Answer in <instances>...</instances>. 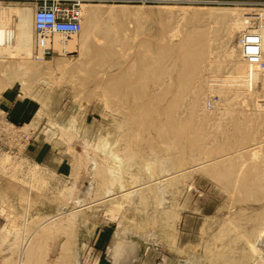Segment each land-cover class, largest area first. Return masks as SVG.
Segmentation results:
<instances>
[{
    "label": "rangeland",
    "instance_id": "1",
    "mask_svg": "<svg viewBox=\"0 0 264 264\" xmlns=\"http://www.w3.org/2000/svg\"><path fill=\"white\" fill-rule=\"evenodd\" d=\"M151 1L145 5L138 2L131 4L126 0H92L84 3L103 10V16L98 20L97 26L92 27L84 19L83 31H88L89 42L93 46V51L89 55H83L81 52L67 53L69 55L54 52L51 58L37 59L35 57L37 33L34 30L32 57L27 58V54L19 51L10 56H0V252L6 249L5 252L11 254L10 262L7 264L18 263L20 245L29 238L32 232L30 230L45 222L50 223L51 219L56 223L70 214V211L76 212L81 209L83 211L79 212L77 218L75 217L76 220H72L64 233L55 235L54 241L58 240L62 245L69 242L70 254L77 252L84 264H112L109 262L112 241L120 225L134 231L145 230L149 239H152L150 241L147 237L148 240L144 241L135 238L134 235L128 236L141 244L140 261L135 264H252L254 256L251 257L249 253L243 252L240 235L247 233L255 242L260 231L264 229V190H262L264 176L260 175L264 174L262 167L264 166L262 164L264 163V113L257 107L258 104H263L260 102L263 100V93L246 98V102L234 101L231 103V109L225 110L222 117L220 112L209 103L206 105V115L210 114L211 117L202 116L191 107L188 110L184 106L183 108L187 109L180 110L185 114L187 110L189 112L187 115L182 114L186 116L184 121L187 126L194 128L197 123L195 128L200 129L199 134L206 135L204 138H207L205 143L203 142L204 146L208 147L207 150L203 149L201 158L200 154L198 155L199 160L195 156V149L190 151L189 155L192 159L188 161L189 164H198L200 159L204 158L202 153H206L203 155L206 160H211L242 150L241 153L246 156L245 160L238 158L236 162L235 158L233 166L228 167L225 165L232 162L221 165L219 163L217 164L219 171L221 170L219 173L211 171L209 167L192 172L189 176L178 179L177 183H168L170 186L166 184L164 194L158 192L159 196L162 195L164 198L162 205H158L157 201L160 200L158 195V198L152 197L146 204H137L127 198H118V205L114 202H106L107 199L104 200L108 189L112 191V197L119 190L117 186L106 185L109 174H101L102 162L109 164L110 160L107 161L106 157L110 152L115 150L114 153L118 154L119 149H125L127 144L124 145V140L127 139L125 136H128L127 129L121 122L124 121L125 114V110L122 109L124 105L120 104L121 97L115 99L116 95L111 92L112 81L116 76L110 57L115 46L111 43L116 42L117 52L125 54L127 59L123 65L125 67L122 66L118 75L126 68H134L135 70H132L134 73L132 79H134L140 70L138 64L140 56H154L157 50L176 47L182 44L185 38L187 39L194 26H197L195 13H206L211 9L220 11L240 9L239 11L248 12L251 11L250 5H242V3L264 2V0ZM10 2L4 3L7 6L28 7L34 13L31 3L20 1L16 4L18 2L13 1L11 4ZM236 3L241 5L236 6ZM112 8L113 16L110 14ZM9 21L11 26L14 21ZM213 30L199 34V37L211 40L212 45L215 44L217 52L214 67L208 72L202 67L206 65V58L210 52L207 53L206 50L196 70L188 68L190 72L188 74L191 76H188L189 80H185L188 91L179 96L181 105L186 104L188 94L190 95V92L192 93L197 87V93H200L202 100H204L203 95H207L208 101L210 99L217 101L218 98L212 96L210 91L203 87V78L207 73L220 79L236 73L235 65L228 63V55L236 51L237 60H240L239 40L242 32L230 39L225 31L227 23L213 25ZM174 34L179 38L172 41ZM51 37L54 36L51 35L49 38ZM75 40L81 42L83 37L80 34ZM100 50L104 53L103 59L95 56ZM28 66L29 70H26ZM197 80L201 82L198 83ZM228 80L219 81L228 84ZM198 120L201 123H198ZM218 123L224 134L223 139L218 126V130L214 127ZM121 125L123 129H120ZM213 127L216 130L212 133ZM237 133L241 135L237 137ZM215 135L218 138H215ZM246 136H249L248 139H245ZM252 139H255L254 142ZM212 140L217 142L213 143ZM104 141L108 144L106 150L102 146L106 143ZM230 142L234 144L232 148ZM259 143L262 145L255 146ZM174 145L173 147L177 148ZM169 148L162 147V150L171 153ZM255 148L259 150L256 151ZM156 149L155 154L160 148ZM248 149H254L255 153H260V150L262 152L257 154L259 158L253 159V150ZM226 150L228 153L225 152ZM119 154L126 155L123 150ZM157 155L159 159L151 162L154 167H149L156 172L152 176L162 178V175L171 172L164 174L170 168L172 172L175 171L171 167L172 159H169L166 165L164 163L166 160L161 162L160 155ZM103 158L105 161L102 160ZM174 159L178 160L175 157ZM240 162L244 166L242 163L240 165ZM160 163L162 165L164 163V167L167 166L169 170L161 172L164 167H161ZM124 164L129 165V163ZM145 164L147 165V158L142 159L141 167L136 165L137 169L135 167H130L132 170L126 169V165H122V171L118 170V173L128 175L127 173L132 171L130 174L134 177H141L140 181L135 178L139 181H135L137 183L130 182V179L126 181L123 177L124 183L130 185L129 187L139 185L141 181L146 183L153 179L148 177L150 176V172H147L148 168L142 169ZM257 164H259L258 170L262 171L259 175H254L251 170ZM158 172L160 175L157 174ZM88 187L92 189H89L88 195L83 198V193ZM80 200L81 203H78ZM63 207L65 210L61 211ZM257 216L262 217L261 221L256 223L253 218ZM221 230L225 232L220 238ZM21 237L24 239L23 242ZM16 238H18L17 243L14 242L9 252L8 245L5 244L4 248L2 242L9 243ZM238 240L241 242L239 243ZM250 258L251 262L248 260Z\"/></svg>",
    "mask_w": 264,
    "mask_h": 264
},
{
    "label": "bare ground",
    "instance_id": "2",
    "mask_svg": "<svg viewBox=\"0 0 264 264\" xmlns=\"http://www.w3.org/2000/svg\"><path fill=\"white\" fill-rule=\"evenodd\" d=\"M17 1H15V2H17ZM4 2L7 3L8 1L0 0V56H2V57L10 56L14 53H18V51H19V52H24L25 54H27L26 57L30 58V57H32V46L34 45V42H35L34 37H33L34 30L37 33V30L35 28V21H34V15L36 12L35 3L34 2H28V3H31L33 5V8H34V13H33V10L31 8L24 7V6L23 7H17L18 5L16 7H13L11 5L7 6L6 3H4ZM10 3L12 4V2H10ZM214 3H218V2H214ZM251 3H254V2H251ZM245 4H247V2L242 3V5H245ZM235 5L238 6L241 4L236 3ZM248 5H250L249 8H251L250 9L251 11H248V12L239 11L240 9L239 10L238 9L232 10V11H225V10L220 11V10H216V9H211L209 12H206V13H202V12L201 13L199 12V14L195 13V14H197L196 15L197 26H194L195 28L188 35L187 39L185 38V41L182 44H179L178 46L176 45V47L161 48V49L157 50L156 55H154V56H150V57L140 56L139 63H138V64H140L139 65L140 70L138 71V73H136L137 77L134 79H132L133 78L132 77V73H133L132 70H135L134 68H131V69L126 68L125 71H123V73L118 75V73L122 69V66L125 65V63L127 62V59H126L125 54H121V53L117 52L118 50L116 47V42L111 43L112 45L115 46V49H113L110 53V57L112 59L113 72L116 74L114 80L112 81L111 92L116 95L117 98H115V99H119L121 97L120 104L124 105V106L122 105L123 106L122 109L125 110L124 121H121V122H123V125L125 126L124 128L127 129L126 133L128 132V136H125V139L127 138L126 140H124L122 138L124 140V145L127 144L126 145L127 147L125 149L122 148L123 152H125L126 155L121 156L119 153L122 150H120V149H119L118 154L114 153L115 150L111 149V151L112 150L113 151L110 152L109 156L108 157L104 156V158L106 157L107 161H109V160L111 161V164L109 161L110 166L107 167V165H109V164H104V162L101 161L102 162V165L100 168L101 174L108 173L109 176L111 177V178H109V176H108L109 180H107L106 185L107 186L110 185L112 187L117 186L118 190H119L114 195V197H112L113 196V195H111L112 191H110V189H108L106 191L107 196L104 197V200L107 199V200H105L106 202H114L115 204L118 205V203H117L118 198H127V199H130L131 201H133L137 204H146V203H148V201L152 197L158 198V196H159L158 192L159 191L161 192L160 194H162V193L164 194V191H165L164 186L166 187V184L169 185L168 183L173 184L178 179H181L183 177L185 178V177L189 176V174L192 172L204 170V169H207L209 167H210L209 169L211 171H213V172L217 171V173H219V172H221V170L219 171V169H218L219 165H221L223 163H227V162H229V163L232 162L231 164H228V165L226 164L225 166H227V167L233 166V161H234L233 159L236 158L235 161L237 162L238 158L241 160V159H244L246 157L245 155H243V153H241L243 150L241 152L236 151L235 153H228L226 150L225 152H227L228 154H224V155L217 157V155H219V153H215V154H217L216 155L217 158H215V159L213 158L211 160H206L207 158H205V156H203L204 154L206 155V153H204V154L202 153V157H204V158L200 159V162L198 164H195V165L189 164L188 161H190L192 159V156L189 155L190 151L195 149L194 150V151H196L195 156H196L197 160H199L198 158L201 156V152L204 151L203 149L206 148L204 146L203 142L206 141L205 139H207V138H204L206 135L202 136L201 134H199L200 129H198L197 127L195 128V126L198 125L197 123L194 126V128L187 126V124L184 121L185 120L184 118L186 116L184 117V115H182V114H185V112H182V111L185 107H187L188 110H190V107H191L194 110L198 111L199 112L198 114L205 116L206 115V105L209 103L211 107H214L215 110L220 112V116L222 117V115L225 114V110L231 109V103H233L234 101H238V100L245 101V99L248 97H254L257 94L263 93V100L260 101L263 104H258L257 107L260 111H262L264 113V109H261L264 107V10L253 9L254 4H248ZM248 5H246V6H248ZM111 10L112 11H110V14H111V16H113L114 10H113V8ZM185 10L186 9H184L183 11L185 12ZM81 14H82V25L84 23V19H86L89 22V24L93 27V26H97L98 20L101 19V17L103 16V10H101L99 7H93L92 5L82 4ZM171 14H173V13H171ZM252 15H253V17L255 15L259 16V18H258L259 21H255L254 19H251V18H253ZM9 20L14 21V23L11 26H10ZM224 23H227V30H225V31H227V34L230 37V39L234 38L237 35V33L242 32L241 38L239 40V48H240V52H241V53L239 52L240 60H237L236 51H232L228 55V57H229L228 63L235 65L236 73H232V75L225 77V78L221 77L224 79V81H226V79H229L228 84L221 83L223 81L220 82L219 80H223V79L217 78V76L216 77L209 76V75H207L208 73L206 74L205 78H203V80H202L204 82L203 87L208 89L212 96L213 95L216 96V98H218L217 101H215L214 99H210L208 101L209 96H207V95H203L204 100H202V96L200 97V93H197L198 87L197 88L195 87L196 90H193V91L191 90L192 93L190 92V95L188 94V96H187L188 98H186L187 101L186 100H185L186 102L184 101L186 104L181 105L179 96H180V94H182V93L184 94L186 91H188V84L185 82V80H189V77L191 76L190 74H188V73H190V72H188V68L191 67V68L196 70L198 62L205 55L206 50H207V53L209 51L210 52L206 58V63H205L206 65L204 66L203 65L204 63L202 64L203 69H205V71H207V72L211 71L214 67L215 62H216L215 59H216V52L217 51H216L215 44L212 45V43H211L212 41L206 40L204 37L200 38L199 34L201 35V34H204L205 32H208V31H214L213 25L224 24ZM207 24H209V25L207 26ZM192 27H191V29H192ZM95 29H94V31H95ZM249 32L251 33V35H257L260 37L261 60H260L259 64H252L251 62H249L246 59V57L244 55V45L242 44V41L244 39V36ZM80 34L83 37V40L81 42H77V40H75V38L80 36ZM80 34H78V36H74L71 38H65V37H61V36L55 34V35H53L54 36L53 38L52 37L49 38L51 35H42V34L37 33L36 42H35V48H36L35 57L38 59V56L43 55L44 50H46L47 48L53 50V52L65 53V55L67 53L74 54L75 52H81L83 55L91 54L93 51L92 50L93 46L89 42L90 35H89L88 31L87 32L83 31V27H82V31ZM178 38H179V36L175 35V36H172L171 40L175 41L176 39L178 40ZM169 44H171V43H169ZM224 53H226V52H224ZM67 55H69V54H67ZM95 56L103 59L104 53L100 50V51L95 53ZM45 59H48V58H45ZM137 61H138V59H137ZM123 67H125V66H123ZM139 67H138V69H139ZM18 70H19V68H18ZM26 70H29V66ZM205 71L202 70L203 73ZM202 74H200L201 77H202ZM200 82L201 81H198V83H200ZM196 86H198V84ZM244 104H246V103H244ZM186 109H184V110H186ZM180 110H182V111H180ZM188 110L186 111L185 115H187ZM258 113H259V111H258ZM180 114L182 116H180ZM206 116L211 117L210 114L206 115ZM225 118H227V117H225ZM219 120H221V119L219 118ZM258 120H260V117ZM258 120H257V123H258ZM202 121H204V120H202ZM213 121H212V123H214ZM189 122H190V120H189ZM199 122L200 121L198 120V123ZM205 122H206V120H205ZM216 122H218V121H216ZM231 122H230V124H232ZM212 123H210V126ZM220 124H222V123H220ZM230 124L228 126H230ZM123 125H121L120 129H123L122 128ZM241 125H242V123H241ZM207 126H209V125L207 124ZM217 126H218L219 130H218ZM238 126L239 125H237V127ZM214 127H216V129L219 131V133L221 132L220 134L222 135V139H223L224 134L222 133V129L220 128L221 126L219 127V123L215 124ZM214 127H213V131L211 130L212 133L216 130ZM206 128H209V127H206ZM259 128H260V126H259ZM126 129H124V130H126ZM206 130L209 131L208 129H206ZM228 130H227V132H228ZM230 130H232V129H230ZM211 131H210V133H211ZM239 131H241V129ZM126 133H124V135ZM203 134H204V131H203ZM211 134H209V135H211ZM214 134H216V133H214ZM229 135H231V134H229ZM238 135H241V134L237 133L236 136L238 137ZM216 136L217 135H215V138H218ZM247 137H249V136H246L245 139H248ZM118 138H120V137H118ZM215 138H212V139H215ZM219 140H221L220 136H219ZM254 140H253V142H254ZM125 141H126V143H125ZM234 141L235 140H233V142ZM104 142H106V141H104ZM214 142H217V141L214 140L213 143ZM222 142H223V140H222ZM231 142H230V144H231ZM234 143H236V141ZM261 143L256 144L255 146H261L263 144V143L262 144ZM117 144L119 145V143H117ZM174 144L177 146V148L173 147ZM87 145H89V144H87ZM232 145H234V144L232 143L230 145V147ZM102 146L106 150L107 149L106 147H108L107 142L104 143ZM170 146H171V148H169ZM157 147L160 148V150H158L157 153L155 154ZM162 147L163 148H165V147L169 148L171 150V153H169V152L165 153L164 150H162ZM207 148H206V150H207ZM236 148H238V147H236ZM257 148H255V150ZM230 149H228V151ZM246 150H247V148H246ZM252 150H253V153H252L253 159H257V157L259 156V155L257 156V154H260L262 152V150H260L261 151L260 153H255V150L254 149H252ZM252 150H249V151H252ZM258 150H256V151H258ZM216 151L219 152L218 150H216ZM230 151H232V150H230ZM105 152L106 151H104V154H105ZM207 152L209 153V151H207ZM146 154H148V155H146ZM157 154L160 155L161 162H163L164 160L167 161V162L164 161L165 164L168 163L169 159H172L173 166L171 164V167H173L174 168L173 170H175V171L172 172L171 168L169 170V168L167 166L164 167L165 166L164 163H163V165L160 163L162 165L161 167H164L161 169L162 170L161 172H164L165 170H169V171L164 172V174L169 173L170 171L171 172L169 174H165V176L162 175V178L158 176V175H160L159 172L157 173L158 178H155L154 176H152L156 172H155V170L150 169V168H152L150 166H153V165H151V162H153V160L159 159L158 158L159 156ZM198 155H199V157H198ZM124 156H126L127 159ZM174 157L178 158V160H175ZM104 158L102 159L103 161H105ZM143 158H147V165L145 164V167L143 166L142 169L146 170L148 168L147 172H150V176H151V177L150 176H148V177L153 179V180H150L149 182H146V183H142V181H141V184L136 185L135 183L139 182L141 180L139 178H141V177H139V178H138V176L134 177L133 174H130V173H132V171L131 172L129 171L130 173H127L128 175H125L123 173H122L123 174L122 175V174H120L121 172L118 173V170L122 171V169H121L122 165H126V169H129L130 167L136 168V165H138V167L139 166L141 167V161ZM125 159L128 162H126ZM194 162H195V160H194ZM124 163H129V165L124 164ZM241 163L242 162H240V165H241ZM95 164H97V161H95ZM217 164H219V165H217ZM246 164H247V162H246ZM262 164H264V163H262ZM111 165H113V166H111ZM166 165H168V164H166ZM242 165L244 166L243 163H242ZM258 165L259 164L256 165L257 167L253 166L254 169L251 170V172L254 173V175H257V174L259 175L262 171V170L261 171L258 170ZM127 166H128V168H127ZM262 167H264V166H262ZM165 168H167V169H165ZM130 170H132V169L130 168ZM116 172L119 175H121L122 177H120ZM263 172H264V170H263ZM110 173H112V174H110ZM148 174L149 173H147V175ZM228 174H229V172H228ZM112 175H114V177ZM260 175L264 176L263 173ZM126 176H128V177H126ZM238 176H240V174ZM122 178L126 181H127V179L128 180L130 179V182L131 181H133V182L137 181L134 183L136 186L133 185V186L129 187L130 185H126ZM135 178H138L139 181ZM256 178H257V176H256ZM234 184L235 183H233V185ZM261 186H262V184H261ZM257 188H258V186H257ZM73 189H76V188L73 187ZM89 189H92V187H88L86 189V191L83 193V196H82L83 198H85L88 195ZM234 189H235V187H234ZM258 189H260V188H258ZM262 190H264V189H262ZM238 191H239V189H238ZM161 196H159L160 200L158 199L159 201H157L158 205H162V203L164 202V198L162 196V199H161ZM81 201L82 200H80L78 203H81ZM63 210H65L64 207H63V209H61V211H63ZM82 211H83L82 209L77 210L76 212L73 210V212L70 211V214H68V215L64 214L65 217L56 223L53 221V219H51L50 223L45 222L39 226H36L33 229L31 228L32 230H30V232L31 231L32 232H31V235L29 236V238L24 240L23 237H21L22 242H23V240H24V242L21 243L20 251H18L19 258H18L17 264H84L81 261V259L79 258V255L77 252L76 253L74 252L73 254L71 253L72 254V256H71L70 252L68 251L69 250L68 247L70 246V248H71V244H69V242L62 245V242H59L58 240L54 241L55 235L64 233L68 229L69 224L72 222V220L75 219V217L80 214L79 212H82ZM60 216H62V215L60 214ZM261 217L257 216L256 218H253V221H255L256 223L260 222ZM120 224H122V223H120ZM13 226H15V225L13 224ZM120 226L121 227L118 229V232L112 241L111 254H110L111 257H110L109 262L112 264H135L136 262L140 261L139 260V258H140L139 252L141 249V244H140V242H136V241L132 240L128 236L134 235L135 238L140 239V240L144 239V241L147 239V237H148V239L150 237L147 235V233H145L146 232L145 230L144 231H137V230L134 231V229L132 230L130 228H125V226H123V225H120ZM224 232H225L224 230H221V233H219L220 238L223 237ZM152 233H153V231H152ZM250 233L252 234V232H250ZM241 235H240V237H241V241L243 244V252H245L246 254L249 253L251 255V257H252V255L254 256V259H252L253 262H251V258L248 259V260H250L249 262H251L252 264H264V229H262L260 231V234L258 235L255 242H253V239L251 238V236L249 234L243 233V235L242 236ZM151 236H153V235H151ZM18 238H16V240H14V239L11 240L9 243H6V241H3L2 243H4V248H5V244L8 245L7 248L9 251V248H12L11 246H13L15 244L14 242L17 243ZM57 239H58V237H57ZM238 241H239V243L241 242L240 240H238ZM238 241H237V243H238ZM64 242H65V240H64ZM2 246H3V244H2ZM5 251H7V250L2 249V251L0 252V264H7L8 262H10L9 258L11 257V254H9ZM73 251L74 250H72V252Z\"/></svg>",
    "mask_w": 264,
    "mask_h": 264
},
{
    "label": "built area",
    "instance_id": "3",
    "mask_svg": "<svg viewBox=\"0 0 264 264\" xmlns=\"http://www.w3.org/2000/svg\"><path fill=\"white\" fill-rule=\"evenodd\" d=\"M17 1V0H4ZM21 1V0H18ZM25 2H34L36 12L34 15L35 28L37 33L42 35H59L65 38L78 36L82 31V4L92 0H22ZM129 3L147 4L151 0H126ZM253 7L256 10H264V2L254 1ZM253 17V15H252ZM259 16L251 19L258 20ZM260 37L247 33L244 36L242 44L244 45V55L252 64H259L261 60ZM53 50H44L43 55L38 59L42 60L53 56Z\"/></svg>",
    "mask_w": 264,
    "mask_h": 264
},
{
    "label": "crops",
    "instance_id": "4",
    "mask_svg": "<svg viewBox=\"0 0 264 264\" xmlns=\"http://www.w3.org/2000/svg\"><path fill=\"white\" fill-rule=\"evenodd\" d=\"M18 3H16V4H19L20 3V1H17ZM13 3V2H12ZM21 3H27V2H25V1H22L21 0ZM29 4V3H28Z\"/></svg>",
    "mask_w": 264,
    "mask_h": 264
}]
</instances>
